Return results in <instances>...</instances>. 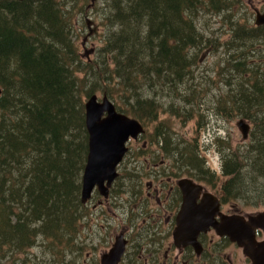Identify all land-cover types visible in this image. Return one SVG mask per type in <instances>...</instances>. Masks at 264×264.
I'll return each mask as SVG.
<instances>
[{
	"label": "trees",
	"instance_id": "1",
	"mask_svg": "<svg viewBox=\"0 0 264 264\" xmlns=\"http://www.w3.org/2000/svg\"><path fill=\"white\" fill-rule=\"evenodd\" d=\"M66 2L0 0L2 264H24L29 250L43 244V253L47 250L59 257L58 264H74L60 260L68 254L65 245L77 241L87 215V204L81 201L88 155L86 99L98 91L116 98L113 83L119 88V111L143 124L156 121L160 110L152 95L166 87L175 94L192 75V50L202 47L205 39L198 26L200 18L220 15L234 5V0H102L106 32L100 53L104 55L82 61L75 51ZM239 31L236 27L235 33ZM245 33L240 37L263 38L264 26L249 27ZM246 44L225 48L230 51V72L242 74L231 89L232 109L254 121V128L262 127L258 130L262 132L264 67L247 61ZM239 48L242 52L234 54ZM73 62L78 66L74 68ZM161 126L154 133L160 142L164 141ZM255 143L247 156L257 155L253 162L250 159L252 168L247 171L242 160L229 152L227 164L231 165L225 163L223 170L229 176L222 186L224 199L240 197L251 180L264 179V132ZM189 145L184 146L186 155L190 152L186 161L193 171H189L201 175L200 162ZM261 192L256 195L258 202H264ZM39 262L44 264L43 259Z\"/></svg>",
	"mask_w": 264,
	"mask_h": 264
},
{
	"label": "rangeland",
	"instance_id": "2",
	"mask_svg": "<svg viewBox=\"0 0 264 264\" xmlns=\"http://www.w3.org/2000/svg\"><path fill=\"white\" fill-rule=\"evenodd\" d=\"M251 2L249 4L247 0H234L233 7L225 13L203 15L198 21V26L204 33L205 39L202 47L192 50L194 54L192 75L183 82L182 86H179L180 91L175 94L171 88L167 87L164 88V92L154 93L152 90L154 93L152 97L156 99L159 106V118L156 121L144 123L146 133L140 136L138 140L129 142L130 150L119 168V177L110 190V193H122L121 198L124 200L120 203L126 208L128 206L137 208L141 202V193L149 191L148 184L153 180L161 182V179L166 177L163 170L153 169V166L160 167L161 165L158 163L163 159L168 164L166 168L173 172L171 173L173 178L178 179L181 176L193 175L189 171L192 169V165L187 162V155H190V152L188 151L189 153L187 152L186 155L184 150L185 144L188 143L193 155L198 158L200 162L198 168L202 171V174L199 175L198 171L193 168L195 170L194 177L206 183L210 190L222 189L223 183L229 178L223 171L225 163L227 164L229 152H234L233 155L242 160V169L247 171L248 168H252L250 159L253 162V156H256L257 153H251V156L247 155L250 153L249 149L252 148L250 146L256 145L255 140L264 131H258L262 127L254 128V121H249L237 109H232L231 89L237 87L239 81L242 80V74L230 72L229 65L231 62L227 57L229 51L226 52L225 49L230 44L247 43L244 47L248 49L246 50L247 61L253 63L254 66L264 67V37L256 40L240 37L248 34L245 31L249 27H257L255 25L256 12L254 7L264 11V0H252ZM66 4H69L71 10L68 25L71 27L78 59L82 61L99 60L104 55V52L100 53V49L104 47V34L106 32L105 5L102 0H93L89 5L88 0H69ZM236 27H240L238 33H235ZM241 52L242 50L239 48L234 54ZM77 66L78 62H73V67ZM81 74L83 73L81 72L79 76ZM232 75L231 83L228 84L227 77L229 79ZM247 76L248 74L245 75L246 78ZM111 86L115 88L118 99L119 88L113 83ZM96 94L100 99L105 95L101 91ZM106 95L115 104H122L120 100L107 93ZM221 99H223L222 103L227 105L226 114L217 112L218 108L223 109L220 103ZM174 101H176V105L173 104ZM240 119H245L251 125L252 132L246 140L242 138V133L237 125ZM159 125L169 131V138L164 141L161 140V142L154 135ZM166 147L170 150L166 151ZM229 165L231 164L229 163ZM153 184L155 183L153 182ZM263 189L264 179L256 177L250 181L245 193L240 197H231V201L247 213L264 211V202H258L256 197ZM94 193L96 198V193L99 192L96 190ZM130 193L140 194L130 195ZM116 201L120 200L111 197L105 204L100 205L98 210L93 209L92 204L88 206L93 219L103 216L100 220L106 223V227L94 226L93 228L92 236L97 249L90 257L91 263L94 261L93 258H97L102 251L109 247L106 237H110L112 232L107 224L108 222L112 225L116 223L114 212L116 211ZM104 218H107L108 221ZM102 236L104 237L102 238ZM82 237L83 230H80L77 241L69 246L65 245L68 247V254L67 256L63 255L60 261L66 259L69 262H74V264H79L85 258V253L88 258L87 250L81 249V246L83 247L81 244ZM44 245L31 248L30 254L24 257V264H37L42 259L44 264H58L59 257L49 251L47 252V250L46 253H43ZM2 263L3 261L0 264ZM5 264L22 263L5 261Z\"/></svg>",
	"mask_w": 264,
	"mask_h": 264
},
{
	"label": "flooded vegetation",
	"instance_id": "3",
	"mask_svg": "<svg viewBox=\"0 0 264 264\" xmlns=\"http://www.w3.org/2000/svg\"><path fill=\"white\" fill-rule=\"evenodd\" d=\"M221 106L227 105L221 104ZM217 112L226 114L227 111L226 109L218 108ZM167 131L164 128V140H167ZM158 164L161 166H153V169L158 171L163 170V174L166 177L162 178L161 182L153 180L148 184L149 191L141 193V202L137 208L135 206L133 208L131 206L126 208L122 205L120 203L124 200L121 198L123 196L122 193H109L107 197L96 193V198L95 193H93L92 198L86 205L87 215L84 217L81 242L83 245L81 249L87 250L89 256L87 258L85 253V258L80 264H102V256L110 252L116 238L120 236H122L126 243L118 264H252V260L244 253L243 247L237 242L232 241L230 236L218 234L217 230L211 226L206 231H201L197 236V241L200 244L199 251L191 244L176 243L174 233L178 226V216L184 203V193H182L178 185L179 180L182 178L191 179L196 184L204 187L203 192H210L199 193L196 201L198 204H201L206 194H211L217 199L219 214L215 217V220L218 223L222 222V218L230 219L238 217L248 220L249 214L258 212H244L231 199L223 198L222 193L224 192L222 189L217 191L210 190L206 183L198 180L194 175L187 174L189 176H181L178 179L173 178L171 174L173 172L169 168H166L168 164L164 159ZM121 166L122 163L119 165V168ZM132 194L138 195L140 193H130V195ZM111 197L120 201H116L115 203L116 223L112 225L108 222L107 224L112 232L110 237H106L109 247L102 251L97 258H93L94 261L91 263L90 257L97 249L94 237L92 236L93 228L94 226L106 227V223L100 220L103 216L93 219L92 212L88 210V206L92 204L93 209L98 210L99 206L105 204ZM135 210L136 212H134ZM104 219L108 221L107 218ZM255 234L256 242L264 241V231L262 229L257 228Z\"/></svg>",
	"mask_w": 264,
	"mask_h": 264
},
{
	"label": "water",
	"instance_id": "4",
	"mask_svg": "<svg viewBox=\"0 0 264 264\" xmlns=\"http://www.w3.org/2000/svg\"><path fill=\"white\" fill-rule=\"evenodd\" d=\"M251 4L252 0H247ZM254 7V6H252ZM256 25H264V11L254 7ZM1 94V88H0ZM86 128L88 132V155L82 175L81 201L86 204L97 190L107 197L114 181L119 175L118 167L124 160L131 139H137L145 132L142 122L117 109L115 103L105 94L101 99L98 94L89 96L85 102ZM237 125L244 140L248 139L251 125L240 119ZM184 203L179 213L178 226L174 236L176 243L193 245L200 250L197 236L201 231L214 227L218 234L230 236L232 241L243 247L244 253L252 260V264H264V241L256 242L255 230L264 231V211L249 214L248 220L233 217L222 218L216 222L218 201L211 194H206L201 204L197 196L204 187L193 180H179ZM212 197V198H211ZM126 241L117 237L110 252L102 256V264H118L125 248ZM180 245V244H179Z\"/></svg>",
	"mask_w": 264,
	"mask_h": 264
},
{
	"label": "bare ground",
	"instance_id": "5",
	"mask_svg": "<svg viewBox=\"0 0 264 264\" xmlns=\"http://www.w3.org/2000/svg\"><path fill=\"white\" fill-rule=\"evenodd\" d=\"M20 1H22V0H20ZM69 1V0H68ZM219 22V21H218ZM235 36V35H234ZM210 41V40H209ZM212 41V40H211ZM244 47V46H243ZM230 52V51H229ZM240 52V51H239ZM253 52V51H252ZM244 54V53H243ZM246 54V53H245ZM247 55V54H246ZM251 56V55H250ZM243 58V57H242ZM245 58V57H244ZM246 59H247V57H246ZM243 63V62H242ZM232 66V65H231ZM227 71V70H226ZM227 77V76H226ZM230 79H231V77H230ZM228 82V81H227ZM231 83V82H230ZM163 95V94H162ZM241 109V108H240ZM228 114V113H227ZM187 117V116H186ZM223 146V145H222Z\"/></svg>",
	"mask_w": 264,
	"mask_h": 264
}]
</instances>
